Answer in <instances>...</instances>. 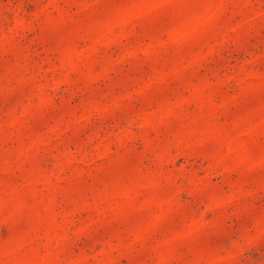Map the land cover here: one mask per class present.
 <instances>
[{
	"label": "rangeland",
	"instance_id": "1",
	"mask_svg": "<svg viewBox=\"0 0 264 264\" xmlns=\"http://www.w3.org/2000/svg\"><path fill=\"white\" fill-rule=\"evenodd\" d=\"M0 264H264V0H0Z\"/></svg>",
	"mask_w": 264,
	"mask_h": 264
}]
</instances>
